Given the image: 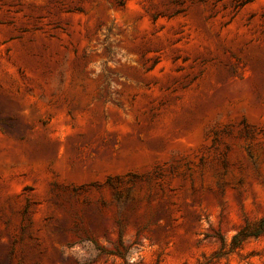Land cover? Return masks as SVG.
<instances>
[{
    "label": "rangeland",
    "instance_id": "1",
    "mask_svg": "<svg viewBox=\"0 0 264 264\" xmlns=\"http://www.w3.org/2000/svg\"><path fill=\"white\" fill-rule=\"evenodd\" d=\"M262 217L264 0H0V264H264Z\"/></svg>",
    "mask_w": 264,
    "mask_h": 264
},
{
    "label": "trees",
    "instance_id": "2",
    "mask_svg": "<svg viewBox=\"0 0 264 264\" xmlns=\"http://www.w3.org/2000/svg\"><path fill=\"white\" fill-rule=\"evenodd\" d=\"M264 235V217L259 219L254 223H246L245 226L240 229L235 235L232 236L229 248L230 250L237 249L250 238H258ZM221 247L224 248L223 239L220 238ZM224 254H218V256H223Z\"/></svg>",
    "mask_w": 264,
    "mask_h": 264
}]
</instances>
